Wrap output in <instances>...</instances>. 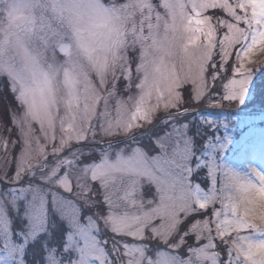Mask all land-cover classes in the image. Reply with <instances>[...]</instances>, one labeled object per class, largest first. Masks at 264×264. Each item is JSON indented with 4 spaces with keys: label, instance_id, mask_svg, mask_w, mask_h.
Masks as SVG:
<instances>
[{
    "label": "snow or ice",
    "instance_id": "1",
    "mask_svg": "<svg viewBox=\"0 0 264 264\" xmlns=\"http://www.w3.org/2000/svg\"><path fill=\"white\" fill-rule=\"evenodd\" d=\"M259 57L264 0H0V264H264Z\"/></svg>",
    "mask_w": 264,
    "mask_h": 264
},
{
    "label": "rangeland",
    "instance_id": "2",
    "mask_svg": "<svg viewBox=\"0 0 264 264\" xmlns=\"http://www.w3.org/2000/svg\"><path fill=\"white\" fill-rule=\"evenodd\" d=\"M261 60H264V57L256 58V64H252V65H250V67H256V65L259 64V63L261 62ZM257 109H259V106H258V105H257ZM202 111H204L205 113H211L212 116L215 117L216 114H217V112H218L219 110H214V109H207V108H204V109H202ZM161 115H163V113H161ZM255 115H256V119L259 121L260 116L262 115V114L259 112V110H257V112H256ZM261 126H264V125H261ZM204 174H205L204 172H201L199 175H194V176L192 177V179H193V181H198V182H200L201 185H202L205 189H207V187H208V182H207L206 180L202 179V177L204 176Z\"/></svg>",
    "mask_w": 264,
    "mask_h": 264
},
{
    "label": "trees",
    "instance_id": "3",
    "mask_svg": "<svg viewBox=\"0 0 264 264\" xmlns=\"http://www.w3.org/2000/svg\"><path fill=\"white\" fill-rule=\"evenodd\" d=\"M11 104H12L11 96L0 95V118L7 120V109L8 106Z\"/></svg>",
    "mask_w": 264,
    "mask_h": 264
},
{
    "label": "clouds",
    "instance_id": "4",
    "mask_svg": "<svg viewBox=\"0 0 264 264\" xmlns=\"http://www.w3.org/2000/svg\"><path fill=\"white\" fill-rule=\"evenodd\" d=\"M236 199L238 202H240L243 206V203H242V200H243V197H242V194H240L239 192L236 193Z\"/></svg>",
    "mask_w": 264,
    "mask_h": 264
}]
</instances>
